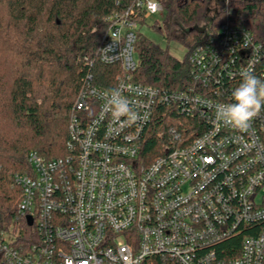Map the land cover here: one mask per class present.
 I'll use <instances>...</instances> for the list:
<instances>
[{
    "label": "built area",
    "instance_id": "obj_1",
    "mask_svg": "<svg viewBox=\"0 0 264 264\" xmlns=\"http://www.w3.org/2000/svg\"><path fill=\"white\" fill-rule=\"evenodd\" d=\"M97 60L118 63L112 90L127 98L133 119L114 121L111 91L91 78L75 96L67 154L45 161L30 152L31 171L16 173V227L0 229V264H264V109L246 130L215 119L220 100L198 86L209 64L251 71L261 45L243 29L220 25L188 56L196 82L166 91L132 81L137 28L161 14L160 0H115ZM158 106L204 123L188 145L145 163L141 143ZM31 224H28V220ZM27 225V229L23 224ZM239 237L232 253L221 246Z\"/></svg>",
    "mask_w": 264,
    "mask_h": 264
},
{
    "label": "trees",
    "instance_id": "obj_2",
    "mask_svg": "<svg viewBox=\"0 0 264 264\" xmlns=\"http://www.w3.org/2000/svg\"><path fill=\"white\" fill-rule=\"evenodd\" d=\"M160 2L162 18L154 29L166 41L181 43L185 54L175 58L136 33L133 82L178 92L196 85L189 53L216 36L225 23L245 30L261 45L258 63L249 72L264 80V0H220L208 34L198 28L207 18V0ZM114 9L115 0H0V229L16 227L19 193L12 177L30 173L28 154L36 152L45 161L64 157L78 91L89 78L96 87L111 91L122 73L120 64H104L96 56L106 18ZM235 63L231 75L226 68L220 75V64L210 63V84L198 86L197 92L217 100L220 90L231 96L244 73ZM203 126L195 116L156 107L141 143L144 162L188 145ZM239 241L236 237L225 242L220 253H232Z\"/></svg>",
    "mask_w": 264,
    "mask_h": 264
},
{
    "label": "clouds",
    "instance_id": "obj_3",
    "mask_svg": "<svg viewBox=\"0 0 264 264\" xmlns=\"http://www.w3.org/2000/svg\"><path fill=\"white\" fill-rule=\"evenodd\" d=\"M105 109L114 121L122 117L133 119L129 101L119 90H112L106 97ZM264 109V80L251 72L242 73L241 82L233 89L230 102L218 104L215 119L237 130H246L250 122Z\"/></svg>",
    "mask_w": 264,
    "mask_h": 264
},
{
    "label": "rangeland",
    "instance_id": "obj_4",
    "mask_svg": "<svg viewBox=\"0 0 264 264\" xmlns=\"http://www.w3.org/2000/svg\"><path fill=\"white\" fill-rule=\"evenodd\" d=\"M218 6H220V0H207V18L206 21L198 27L204 28L207 34L209 33V28L207 27V25L209 24V19L211 15L218 10ZM161 14H156L148 18L143 25L137 28L136 32L142 34L144 37L155 43L160 48L166 49L167 52L173 57L181 59L185 54V50L181 43L174 40L166 41L163 34L154 29L153 25L155 23L158 24L161 22Z\"/></svg>",
    "mask_w": 264,
    "mask_h": 264
},
{
    "label": "water",
    "instance_id": "obj_5",
    "mask_svg": "<svg viewBox=\"0 0 264 264\" xmlns=\"http://www.w3.org/2000/svg\"><path fill=\"white\" fill-rule=\"evenodd\" d=\"M191 1H194V0H191ZM197 1H203V0H197ZM183 4L186 3V0H182ZM28 224L30 225L31 224V220L29 219L28 220Z\"/></svg>",
    "mask_w": 264,
    "mask_h": 264
}]
</instances>
